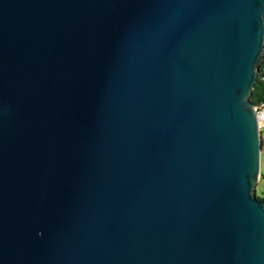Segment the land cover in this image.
<instances>
[{"label": "water", "instance_id": "obj_1", "mask_svg": "<svg viewBox=\"0 0 264 264\" xmlns=\"http://www.w3.org/2000/svg\"><path fill=\"white\" fill-rule=\"evenodd\" d=\"M263 50L264 0H0V264H264Z\"/></svg>", "mask_w": 264, "mask_h": 264}, {"label": "trees", "instance_id": "obj_2", "mask_svg": "<svg viewBox=\"0 0 264 264\" xmlns=\"http://www.w3.org/2000/svg\"><path fill=\"white\" fill-rule=\"evenodd\" d=\"M258 68H259V75L251 94V100L255 104L264 103V50L261 56V60L258 64ZM262 146L264 147L263 138H262ZM263 177L264 175L262 173L261 178ZM257 197L264 201V198L260 197L258 195V192H257Z\"/></svg>", "mask_w": 264, "mask_h": 264}, {"label": "rangeland", "instance_id": "obj_3", "mask_svg": "<svg viewBox=\"0 0 264 264\" xmlns=\"http://www.w3.org/2000/svg\"><path fill=\"white\" fill-rule=\"evenodd\" d=\"M262 138L264 141V129L262 130ZM264 148V147H263ZM261 173L264 175V149L262 151V168H261ZM258 192V195L262 198H264V177L261 178L259 182L256 184V193Z\"/></svg>", "mask_w": 264, "mask_h": 264}, {"label": "built area", "instance_id": "obj_4", "mask_svg": "<svg viewBox=\"0 0 264 264\" xmlns=\"http://www.w3.org/2000/svg\"><path fill=\"white\" fill-rule=\"evenodd\" d=\"M255 111L257 112V117L260 125V129H264V103H261L259 105H256Z\"/></svg>", "mask_w": 264, "mask_h": 264}]
</instances>
